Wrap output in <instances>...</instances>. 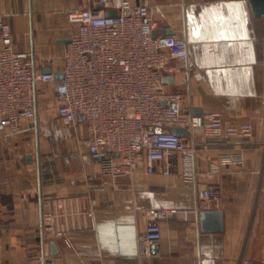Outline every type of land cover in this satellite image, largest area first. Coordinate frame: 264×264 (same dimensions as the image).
<instances>
[{"label":"crops","instance_id":"crops-1","mask_svg":"<svg viewBox=\"0 0 264 264\" xmlns=\"http://www.w3.org/2000/svg\"><path fill=\"white\" fill-rule=\"evenodd\" d=\"M149 2L158 30L189 40L190 69L179 64L172 83L185 95L184 113L250 121L253 136L198 133L197 185L184 180L180 162L170 175L143 166L105 183L85 125L77 133L66 126L54 86L40 83L35 118L15 134L0 126V264H43V254L54 264H264V17L253 15L248 0ZM83 6V0H0V15L35 68L55 72L76 30L67 13ZM225 153L243 161L227 164ZM209 182L222 189L223 230L204 231L200 218L170 216L161 220L160 243L140 256L137 238L147 221L159 210L195 205ZM45 199L62 205L61 231L50 237L40 230Z\"/></svg>","mask_w":264,"mask_h":264},{"label":"built area","instance_id":"built-area-1","mask_svg":"<svg viewBox=\"0 0 264 264\" xmlns=\"http://www.w3.org/2000/svg\"><path fill=\"white\" fill-rule=\"evenodd\" d=\"M83 1V7L67 13L76 30L63 50L62 79L53 70L35 68L32 53L15 47L11 26L0 15V126L18 133L36 116L38 85L52 84L65 125L76 133L83 125L88 130V150L99 158L105 183L136 175L143 166L148 173L170 175L180 162L184 180L197 185L198 133L206 138L253 136L250 121L235 122L219 112L184 113L185 95L163 79L174 76L179 64L190 69L189 40L154 35L160 23L149 0ZM151 126L185 127L188 135L151 132ZM222 161L238 164L243 157L225 153ZM198 195L195 205L162 209L147 221L137 238L140 256L160 243L162 219L175 215L182 222H197L201 211L221 207L223 193L217 183L205 184ZM61 208L57 199L41 201L43 236L61 231ZM41 261L54 264L50 254H43Z\"/></svg>","mask_w":264,"mask_h":264},{"label":"water","instance_id":"water-1","mask_svg":"<svg viewBox=\"0 0 264 264\" xmlns=\"http://www.w3.org/2000/svg\"><path fill=\"white\" fill-rule=\"evenodd\" d=\"M251 11L255 17H264V0H248ZM157 33H167V34H174L175 32L172 29H163L154 31V35ZM70 38L65 40L68 42ZM46 72H51V68H46ZM54 75L57 79H62L64 77L63 71H55ZM165 82L174 83L175 77L174 76H165L163 79ZM197 113L201 112V109H195ZM83 119V116H81ZM151 132H161V131H172L173 133L180 135V136H187L188 131L185 127L179 126H172L170 128H162L159 126H151ZM30 158V157H28ZM200 218V225L204 231H221L224 228V212L222 209H215V210H204L201 211L199 214ZM51 252H56V245L55 242H51Z\"/></svg>","mask_w":264,"mask_h":264},{"label":"rangeland","instance_id":"rangeland-1","mask_svg":"<svg viewBox=\"0 0 264 264\" xmlns=\"http://www.w3.org/2000/svg\"><path fill=\"white\" fill-rule=\"evenodd\" d=\"M41 85V84H40ZM43 85V84H42ZM50 85V84H49ZM52 85V84H51ZM52 90H53V87H52ZM54 92V91H53ZM54 97V96H53ZM54 99V98H52ZM49 103H51V100H49ZM57 113H58V109H57Z\"/></svg>","mask_w":264,"mask_h":264}]
</instances>
